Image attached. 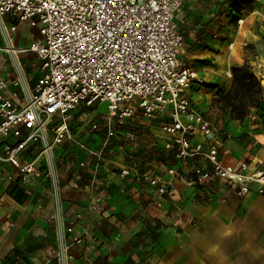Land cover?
Here are the masks:
<instances>
[{
	"label": "crops",
	"instance_id": "1",
	"mask_svg": "<svg viewBox=\"0 0 264 264\" xmlns=\"http://www.w3.org/2000/svg\"><path fill=\"white\" fill-rule=\"evenodd\" d=\"M213 7L205 0H183L175 15L178 26L194 24L184 32L188 49H180V57L202 79L187 91L190 105L216 128L211 136L198 133L191 142H201L205 149L215 143L225 164L246 161L251 167L264 168V0H251L242 10L235 9L238 23L225 14L215 15ZM37 36V27L27 21L0 15V93L4 97L18 101L33 91L40 63L26 49ZM243 64L261 87L260 105L246 104L243 113L237 114L225 95L233 86L231 67ZM84 105L73 111L68 137L52 150L57 211L47 179L21 183L14 167L0 162V264H57L55 235L67 225L82 238L70 248L68 264H264V194L257 192V183L244 195L224 180L187 186L184 178L192 168L208 166L207 162L177 159L173 150L166 163L183 178L160 170L156 158L145 170L144 153L169 151L159 117L146 123L139 120L140 113L116 128L111 144L97 159L89 151L101 144L106 129L91 125L99 123L107 111L93 115ZM127 132L142 137L129 141ZM48 137H53L51 130ZM2 142L0 138V147ZM40 149L39 142L30 143L21 157L31 160ZM134 162L140 174L155 176L172 186L171 192L158 195L133 171L122 177L121 169Z\"/></svg>",
	"mask_w": 264,
	"mask_h": 264
},
{
	"label": "built area",
	"instance_id": "2",
	"mask_svg": "<svg viewBox=\"0 0 264 264\" xmlns=\"http://www.w3.org/2000/svg\"><path fill=\"white\" fill-rule=\"evenodd\" d=\"M182 2L0 0V15L9 14L37 27L38 36L26 50L33 52L40 63L39 77L31 93L18 101L0 93V162H9L21 183L47 179L56 211L58 178L52 150L68 137L71 112L81 103L106 105L107 112L100 122L91 125L92 129L100 124L106 129L101 144L89 151L97 159L103 157L116 128L140 113L159 117L160 128L169 136L165 148L173 150L177 159L199 158L207 162L208 166L192 168L191 175L184 178L187 186H207L224 180L244 195L257 183V192L264 194V168L251 167L246 161L225 164L215 143L205 149L201 142H191L198 133L211 136L216 128L191 107L187 96L190 86L202 79L180 57L183 36L175 15ZM49 130L53 134L51 139ZM135 136L127 132L125 137L133 141ZM9 137L15 140L7 141ZM37 142L41 144L39 153L31 160L22 159L24 149ZM165 170L171 176L183 178L174 168ZM131 171L136 179H146L160 196L173 188L147 172L140 174L135 162L122 168L120 175L125 177ZM160 205L158 202L157 206ZM55 241L53 258L57 264H68L72 258L70 248L80 244L82 238L67 225L63 232L57 230Z\"/></svg>",
	"mask_w": 264,
	"mask_h": 264
},
{
	"label": "rangeland",
	"instance_id": "3",
	"mask_svg": "<svg viewBox=\"0 0 264 264\" xmlns=\"http://www.w3.org/2000/svg\"><path fill=\"white\" fill-rule=\"evenodd\" d=\"M203 1V0H202ZM205 1H209L212 3V7L213 5L215 4V8L213 7L212 8V11L214 12L215 15L219 14H225L227 17L230 18L231 21L235 22V23H238V20L239 18L237 19V15L234 13L235 9H236V6H239L240 4L243 6V7H247L248 6V2H240V0H205ZM221 3V4H220ZM220 4V6H219ZM219 6V7H218ZM218 12V13H217ZM240 14V13H239ZM242 14H240L241 16ZM240 23V21H239ZM194 24L190 23L189 24H185V26L183 27L181 24H179V29L182 33V36H183V44L181 46L183 52H186V45L184 44V39H185V34L189 32V29L193 28ZM185 32V34H184ZM192 87V85L190 86ZM80 105H84L83 103H81ZM84 107H87V108H90V111H93V115H97L100 114V113H105L107 110H106V105L105 104H101L99 106H94L93 108L91 106H86L84 105ZM92 108V109H91ZM85 109H81L79 112L81 111H84ZM88 110V109H87ZM73 111L71 112V115H72ZM71 117V116H70ZM153 119H155L154 117H146V116H143L141 115L139 117V120H142V121H146L147 122H152ZM211 122V121H210ZM140 123V126L143 125L142 122H139ZM144 123V122H143ZM125 125V124H124ZM123 125V126H124ZM127 125V124H126ZM132 126H134V123L132 124ZM160 127V126H159ZM119 128V127H117ZM121 128V126H120ZM161 129V128H160ZM162 131V129H161ZM163 132V131H162ZM164 133V132H163ZM165 134V133H164ZM135 139L137 140L138 139V136L139 134H135ZM165 136V143L168 141L169 139V136L168 135H164ZM142 136H139V139L141 138ZM134 141V140H133ZM111 144V142H110ZM109 144V145H110ZM108 145V146H109ZM169 151L168 154H165V151H161V150H158V149H153L152 151H148L146 153H144V159H143V168L146 170L148 169L150 166H149V163L151 161V158H156L157 160H159V169L160 170H165V167H169L166 163V160L168 158H170V149H167ZM149 155V156H148ZM161 165H163L164 167H162ZM166 171V170H165ZM167 173V172H166Z\"/></svg>",
	"mask_w": 264,
	"mask_h": 264
},
{
	"label": "trees",
	"instance_id": "4",
	"mask_svg": "<svg viewBox=\"0 0 264 264\" xmlns=\"http://www.w3.org/2000/svg\"><path fill=\"white\" fill-rule=\"evenodd\" d=\"M240 2H251V0H240ZM244 7L240 4L236 6V10L240 11ZM231 75L233 80L232 88L226 93L225 99L232 105V110L237 114H241L246 107V104L259 106L261 87L249 71L248 66H232Z\"/></svg>",
	"mask_w": 264,
	"mask_h": 264
}]
</instances>
